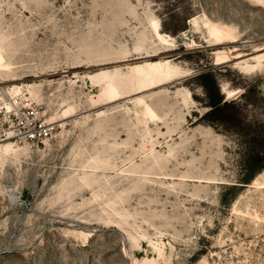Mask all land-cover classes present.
Instances as JSON below:
<instances>
[{
	"label": "rangeland",
	"instance_id": "rangeland-1",
	"mask_svg": "<svg viewBox=\"0 0 264 264\" xmlns=\"http://www.w3.org/2000/svg\"><path fill=\"white\" fill-rule=\"evenodd\" d=\"M8 92L0 264H264V0H0Z\"/></svg>",
	"mask_w": 264,
	"mask_h": 264
},
{
	"label": "built area",
	"instance_id": "built-area-1",
	"mask_svg": "<svg viewBox=\"0 0 264 264\" xmlns=\"http://www.w3.org/2000/svg\"><path fill=\"white\" fill-rule=\"evenodd\" d=\"M6 96L8 102L0 106V142L39 148L54 137L57 125L46 120L39 107L9 92Z\"/></svg>",
	"mask_w": 264,
	"mask_h": 264
},
{
	"label": "bare ground",
	"instance_id": "bare-ground-1",
	"mask_svg": "<svg viewBox=\"0 0 264 264\" xmlns=\"http://www.w3.org/2000/svg\"><path fill=\"white\" fill-rule=\"evenodd\" d=\"M175 77L176 75L174 73L165 71L162 65L154 66L145 78V87L164 85L172 81ZM7 146L11 147L12 144L8 143Z\"/></svg>",
	"mask_w": 264,
	"mask_h": 264
}]
</instances>
